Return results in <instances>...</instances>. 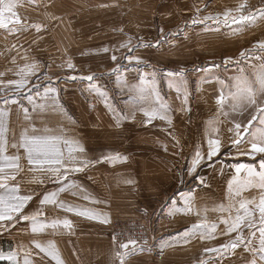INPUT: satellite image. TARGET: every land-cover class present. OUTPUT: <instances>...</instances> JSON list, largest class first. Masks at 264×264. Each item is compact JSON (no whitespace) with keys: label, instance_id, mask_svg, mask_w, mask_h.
<instances>
[{"label":"rangeland","instance_id":"374dc122","mask_svg":"<svg viewBox=\"0 0 264 264\" xmlns=\"http://www.w3.org/2000/svg\"><path fill=\"white\" fill-rule=\"evenodd\" d=\"M242 2L246 3L245 15L264 8V0H71L68 8L64 6V12L56 13L54 22H48L41 33L39 44L31 46L38 59L21 62L22 69L36 64L39 71L26 77L23 88L7 85V92L0 90V111L4 113L7 126V154L20 157L19 168H6L5 173L15 175V181L9 183L19 186L20 195L32 197L21 214L32 215L39 211V222L48 214L60 218L77 214L55 204L40 203L45 193L55 192L62 185L46 172L30 170L34 166L28 163L25 150L19 147L22 133L60 136L79 141L83 146L84 152L78 155L80 163L87 166L81 172L68 173L72 187L58 193V200L83 210L81 206L85 202L80 201L79 190L99 188L102 192L104 173L99 170L109 166L111 161H127V157L111 160L104 157H115L118 149H137L142 157H135L146 162L151 157L149 151L143 149L158 150V142L151 141L150 133H157L162 122L159 115H145V110L160 107L150 91L153 80L160 101L166 106L161 114L171 117V112L178 109V116L171 121H176L178 128L182 126L184 137L197 132V121L202 116L196 109L200 103L196 93H200V82L204 79L220 80L214 92V108H218L216 112L223 117L212 118L215 128L223 121L229 124L256 115V110L247 105L234 109L227 98L235 91L232 86L237 78L252 79L264 67V50L258 44L264 41V19L258 17L252 23L229 24L204 19L217 14L222 18L224 11L235 9ZM232 15L239 14L233 12ZM242 52L245 55L242 56ZM129 57H139V61ZM11 63L7 62L8 71ZM69 63L73 67L69 68ZM18 73L20 71L16 70L14 74L21 77L22 73ZM170 73L179 75L171 77ZM88 76L94 79H81ZM141 88L143 93L139 91ZM46 89H55V92L46 94ZM221 94L226 98L222 110L217 103ZM246 108L251 112L245 110L244 113ZM13 144L17 147H12ZM232 152L234 155L221 148L211 160L203 157L213 164L207 173L209 187L201 186L205 183L204 173L195 189L204 200L200 198L191 211H183L189 216L183 219L184 227L191 226L198 237L177 257L181 264H251L254 258L258 259L249 250L259 247L258 211L254 226L242 232L250 243L220 254L205 251L228 245L237 236L236 232H228L222 222L228 212L217 209L221 205L231 207L235 215L241 200L258 203L261 195L258 187L245 188L239 195L230 192V175L237 163L246 159L239 148ZM262 158L255 160L257 172L261 170ZM240 175L243 180L246 172ZM21 214H14L11 221H0V250L10 251L15 243L29 245L32 223L19 219ZM155 215L159 213L148 217H112L108 223L109 242L120 248L124 244L134 246L130 241L113 240L110 234L112 220L126 219L137 222L141 236H146L135 241V246L148 245L155 229ZM200 224L215 225V229L194 228ZM4 264L7 263L4 261Z\"/></svg>","mask_w":264,"mask_h":264},{"label":"crops","instance_id":"0c3cea01","mask_svg":"<svg viewBox=\"0 0 264 264\" xmlns=\"http://www.w3.org/2000/svg\"><path fill=\"white\" fill-rule=\"evenodd\" d=\"M70 1L11 0L15 5L13 12L25 26L10 24L8 28H0V90L3 93L7 92V85H14L9 84V81L21 79L14 73L16 70L21 73L22 61L38 59L37 54L34 55L32 52L31 46L39 44V37L46 29L47 23L54 22L56 13L64 12V6L68 8L67 3ZM9 2L10 0H4L5 7ZM4 15L8 17L11 14L5 11ZM36 25H39V29L35 27ZM7 62H13L9 71ZM219 83L220 80L216 78L204 79L200 82V93H196L200 103L197 104L196 109L201 112L200 116L202 117L197 121L195 134H186L184 137L182 126L180 128L179 125L178 128L175 124L176 121L172 123L171 120L174 116H178V109L171 112V117L166 116L165 119H161L159 116V121L162 123H159L158 132L150 133L151 141L158 142V150L143 149L149 151L150 159L143 162V159L136 158L142 157L137 149H118L115 156L119 154L120 157H127V161L121 163L111 161L109 166L105 165L99 170L104 173L101 176L104 181L102 185L105 186L102 188V192L99 191V188H95L94 191L79 190L78 197L81 202H85V205L81 206L82 209L94 210L97 213L96 218L78 214L60 218L48 214L45 216L46 218H43L44 223L50 224L53 220L67 219L71 221V228L53 229L48 227L38 233H33L31 230L29 245L15 243L10 251L0 250V253L5 256L15 253L12 261L2 259L0 264H4V261L7 264L9 262L25 264L26 260L28 264H58L56 259L41 252L33 241H40L43 244L53 242L62 264H181L177 257L184 250H188L189 246H192L194 238L198 237V232L192 231L191 226L184 227L186 225L183 219L189 216L177 209H182L184 200L189 197L191 206L199 204L201 197L195 190L198 188V180L206 173L205 183L201 186L208 188L207 173L213 165L209 164L208 159H203L195 172L190 175L189 167L195 153L200 151L203 157H207L209 150L207 141L210 138L207 133L212 129L217 131L211 138L218 139L221 148L228 149L229 154H233L232 150L236 148L237 151L238 148L242 151L240 153H248L250 152L251 139L248 133L244 134L245 142L240 143L237 147L233 146L235 125L242 122L239 123L241 131L244 126H249L253 132L261 127L259 120L253 121L249 125L248 122L252 120V117H249L243 121H232L229 124L223 121L220 122L219 128H215L212 118L216 115L219 118L223 117L216 112L218 108H214L216 103L214 92L218 89ZM249 108L252 109V107ZM245 110L248 108L243 109L244 113ZM243 157L246 159L239 163L257 171L255 160L264 157V153L245 154ZM106 173H109V176ZM236 176L237 173L234 170L230 175L229 182L233 181ZM241 177L239 174V178ZM73 195L75 194L73 193ZM201 199L204 200V198ZM155 212L159 213V216H154L155 229L148 245L128 246L125 249L109 242L108 223L112 217H148ZM194 216L197 215H192V217ZM121 256L123 260H121Z\"/></svg>","mask_w":264,"mask_h":264},{"label":"snow or ice","instance_id":"6c2138e0","mask_svg":"<svg viewBox=\"0 0 264 264\" xmlns=\"http://www.w3.org/2000/svg\"><path fill=\"white\" fill-rule=\"evenodd\" d=\"M14 3L10 2L5 7L4 0H0V28H8L9 25H20L24 27L16 15L13 12ZM246 8V3H240L235 9H228L221 14H217L215 17L206 16L205 20H215L216 23L229 24L232 23H252L258 17L264 19V8L258 9L256 13L249 12L247 15L243 14L244 9ZM7 11L11 15L5 17L4 12ZM199 11V10H198ZM233 12L238 13L239 15H232ZM196 21H193L195 23ZM39 29V25H36ZM17 31L19 29H16ZM163 32V29H161ZM159 41H157V44ZM261 50H264V41L258 42ZM125 45H121L124 47ZM107 51V49H104ZM245 55V53H241ZM113 60L116 59L115 56L112 57ZM129 59H136L139 61V57H129ZM227 63V61H225ZM68 67H73L71 63L68 64ZM39 71V68L36 64L25 65L21 69L20 80L9 81V84L16 85L17 88H23L27 83V76L34 75L35 72ZM171 77H176L179 74L170 73ZM76 77H73L75 79ZM81 79H87L91 81L94 79V76L82 77ZM151 94L155 97L156 102L160 105L159 109H152L151 111L145 110V115L149 117L160 116L161 119H165L166 116L161 114L166 111V106L160 101L159 93L155 88V81L152 82ZM235 91L230 93L227 98L229 102L232 103L233 108L247 105L249 107L255 108L256 115L252 116V120L248 123L252 124L253 121L259 120L261 127L257 131L253 132L250 130L249 126H244L243 131H241V125L237 123L235 125V138L232 143L233 146H238L240 143L245 142V133L251 137L250 139V152L240 153L241 155H254L256 153H264V67H262L254 76L250 79L248 76H241L236 79L234 85ZM179 91V88H177ZM141 93L144 92V89H139ZM55 92V89H46V94ZM225 97L223 94L217 98V103L220 105L222 110L225 105ZM15 102V101H13ZM185 104H187V94H185ZM27 110H25L26 112ZM227 115V113H224ZM4 113L0 111V221H11L14 218V214H21L22 209L25 207L27 202L31 200V195H20L19 186L16 184H11L9 181H15L16 177L14 174L5 173V169L16 170L19 168V156L8 155L7 146L8 141L6 137L7 126L3 120ZM27 119V116L25 117ZM216 129H212L207 135L210 137L207 141L208 143V153L207 158L209 160L212 157L216 156L221 149V144L218 139L211 138L215 133ZM231 131V129H230ZM12 147H17L16 144H13ZM19 147H22L25 150V154L30 165L34 167L30 169L31 171H40L50 174V178H54L56 181L60 182L62 185L55 192L45 193L40 203L43 204H55L61 208H64L66 211H75L78 215L87 216L88 218H96L97 213L92 209H79V206H73L71 204H65L64 201L58 200V193L65 191L72 187L71 183L68 180V173L70 172H81L84 170V167L87 166L86 163H80L79 153L84 152V148L80 145L79 141L66 139L60 136L54 135H29L26 132L22 133L20 136ZM65 149L67 150V155L65 154ZM103 159H120L119 154L115 157H104ZM203 156L200 151L195 153V156L192 160V163L189 167V174L195 172L197 166L201 163ZM47 166V167H45ZM261 170L257 172L255 169L244 164H237L235 166V171L237 176L233 178V181L229 182L230 192L234 191L236 195H239L240 191L248 187H258L261 189V195L259 202L255 200H241L239 207L236 209V214H232L231 207H225L221 205L219 209L220 212H228V216L222 218V222L227 226L228 232H236V239L231 241L228 245H221L218 249H205L207 252H216L220 254L227 251L228 249H236L241 244H247L251 241L247 240L242 235L244 228L251 229L256 222L255 212H259V247L249 249L252 251L254 257L258 259H253L251 264H264V158L260 165ZM63 170V171H62ZM244 171L247 173V177L241 180L239 174ZM42 182V181H41ZM130 182V181H129ZM201 183L203 179L201 178ZM87 198V197H86ZM191 198H186L184 200V207L182 209H177L178 211H191L192 206L190 203ZM243 213V214H241ZM199 214V213H198ZM41 213L39 211L35 212L32 215H23L19 216V219L24 221H31L32 223V232L38 233L44 231L46 228L51 227L56 228H71V221L64 220H53L50 224L39 222V217ZM195 229L201 228H211L212 231L215 229V225H195ZM187 236V233L185 234ZM255 235V233H253ZM35 246L40 249L41 252H44L46 255L51 256L53 259L58 261V264H62V261L59 260L58 251L55 249L53 242H48L43 244L40 241H33ZM132 245H135V241L129 242ZM122 248H127L128 244L121 245ZM118 255H121L118 253ZM15 253H9L5 256L3 253H0V260L7 259L12 261L14 259ZM121 260L123 257L121 256ZM25 264H28V261H25Z\"/></svg>","mask_w":264,"mask_h":264},{"label":"built area","instance_id":"2783aa9c","mask_svg":"<svg viewBox=\"0 0 264 264\" xmlns=\"http://www.w3.org/2000/svg\"><path fill=\"white\" fill-rule=\"evenodd\" d=\"M110 234L113 240L137 241L145 239L146 236L140 234L139 224L133 220L114 219L110 224Z\"/></svg>","mask_w":264,"mask_h":264}]
</instances>
